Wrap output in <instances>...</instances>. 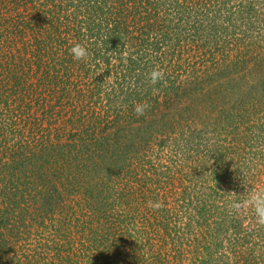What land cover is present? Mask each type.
<instances>
[{"label":"rangeland","instance_id":"1","mask_svg":"<svg viewBox=\"0 0 264 264\" xmlns=\"http://www.w3.org/2000/svg\"><path fill=\"white\" fill-rule=\"evenodd\" d=\"M50 1L45 17L46 0H0V112L2 100L21 97L7 91L24 81L12 57L34 66L35 29L27 32L43 24L62 47L55 63H66L67 81L33 78L37 93L28 89L27 101L49 98L52 109H37V117L90 135L60 150L58 168L36 154L0 167V264H240L259 255L262 239L243 237L264 236L244 203L264 189V44L246 47L239 35L253 22L249 36L264 38V0H103L128 27L114 41L121 51L98 30L94 42L84 40L92 45L87 58L69 61L64 51L80 41L68 21L80 0ZM146 40L139 68H150L148 86L128 106L115 88L133 79L117 81V65L143 57ZM154 69L163 74L155 84ZM245 178L255 186L247 198Z\"/></svg>","mask_w":264,"mask_h":264},{"label":"trees","instance_id":"2","mask_svg":"<svg viewBox=\"0 0 264 264\" xmlns=\"http://www.w3.org/2000/svg\"><path fill=\"white\" fill-rule=\"evenodd\" d=\"M49 1L50 0H46L44 6L42 7V11L44 12L45 17H49L47 16L46 13L50 14V9H48V7L45 8V6L49 4ZM33 2L35 4V1ZM79 2H80V5H78L79 10L75 9L73 17L70 14V18L68 21L70 22V30L74 31V34H71V38L77 36L76 37L77 41L79 40L80 42H82L81 44L84 45L87 48V50H89V46H91L92 48V45L87 42H91V43L94 42V40H92V37L94 38L95 36H97L96 34L97 31L99 30L101 34L100 38L101 40L105 41V44H107L108 41H112L115 47H117L121 51V47H119V45H117L116 42L114 41H116L117 38H119V34L122 32V30L127 31L128 27L125 26L124 22H122L120 19L117 18V15L120 16L119 9H114V7H112V10L106 8L107 6L104 4L105 1L103 0H80ZM82 2L84 3V5H82ZM50 3H52V0L50 1ZM143 8L147 9L146 6H143ZM243 8L244 7L242 6V9ZM93 14L98 15V18H93L91 16ZM144 16L147 18V13L144 14ZM45 17L41 19H37V16H34V20L36 23L38 21H41L44 24H48L45 20H43L45 19ZM111 20L113 25H110ZM244 20H246L245 17ZM28 21H25V26L27 25ZM109 25L111 26L109 27L111 29H108ZM37 27H38L37 24L35 27L33 25H29L30 30L27 32V35L29 33L33 34L35 29L33 36L36 38L32 40V46L34 47V52L32 53V57H33L32 60L34 61V66L33 64L25 65V62L28 60V57L18 59V57L12 55L13 56L12 58L19 61V62L17 61L18 63L17 62L15 63V65H17L16 71L19 73V77L23 78L24 81L22 83L15 81L14 85L9 83L10 85L7 86L8 92H14L17 95L21 96L20 98L18 97V101L13 99L11 100L12 103H9V99H8L9 97L7 98L8 100L1 101L3 103L2 106H4L5 108H4V112L2 111L0 112V167L8 166L10 163L17 164V162L20 161L21 159L29 158V155L36 154L37 159H44V160L46 159V165H48L52 169L58 168L56 165L57 163L56 159H58L59 157L58 155H61L62 158V154L60 150H62L67 146L69 148L75 147V145L77 146L78 143V141H76L75 143L76 138L80 137V140L84 138L87 139L88 138L87 135H90L88 134V129L76 130V127H74V125L72 126L66 125L63 123V121H62V124H64L63 127H59L58 125H61V122L59 121L58 118L51 119L46 117L44 118L39 116L37 117L35 115L37 109H41V108H45V110L46 108L52 109L54 103L52 104L49 98L47 97L41 98V102H40L41 105L37 103L38 106L36 105V102L30 104L29 101H27L28 89H32L31 91L35 90V93H37V88L35 87V85L32 84V81H30L33 78H37L39 80L41 79V81L44 83L46 81L43 80L44 78H51V77H56V79H58L59 83L61 84L67 81V79L63 77L60 71L61 68L63 69L65 68L64 66L66 65V63L61 66H57V64L55 63V61H61L62 59L60 56V52H61L60 48L62 47L56 42V40L50 39L51 35L49 34L48 29L45 26H43V24H41V26L38 27L39 30L36 29ZM253 28H254L253 22H250V24H247L246 26L245 24H243V29L241 30L242 34L239 35L240 44L246 47L252 46L251 43L255 45V42H258L259 44L262 45L264 44L263 36H262L263 41L261 37L259 38V40H257L258 38H255L253 33L252 35L249 36V31H252ZM47 33L49 34V36ZM84 40L87 41L85 44H84ZM146 41L147 43L143 47V51H144L142 55L143 57L131 58L129 59V62L127 64L117 65L119 66L117 69H120V71H116L117 81L119 82L125 81L126 83L127 80H129L130 78L133 79V82L128 86L124 87L123 85L120 84V87L115 88L116 89L115 94L120 93L124 95V99L120 96V101H126L128 103V106H130V104H132L134 101H138L137 98H141L140 92L142 91V89L146 90V87L148 86V82L144 80L146 77L145 76L146 72H144V69L146 68L148 70L150 68L149 67L139 68V66H142L144 64L142 59L144 58L145 54H147V51H145L147 48V44H150L152 42L149 40ZM68 46L70 48L73 46V44H71V41L68 44ZM27 51H25L24 55H27L28 53ZM64 58L65 61L67 60L69 61L70 59H73L70 50L64 51ZM13 67L14 68L10 67V69H15V66ZM66 69L69 75H71L69 66ZM140 70L143 71L144 73L140 72ZM8 72L10 71L8 70ZM74 85L76 86L75 83ZM75 86L71 88H74ZM31 105H35L34 109L33 107H31L30 112H25L24 108L26 106H31ZM61 110L63 109L61 108ZM43 119L47 120L46 123L48 122L50 128L46 127L45 125L46 123L43 122ZM54 122H57V125L53 129L52 133H49L51 129V125H53ZM66 122H71L73 124L76 123L90 124L89 122H85V121L80 122L73 118L70 120V117L66 118ZM7 155H9V157ZM52 155L54 156L53 160L51 159ZM3 157H5L6 161L9 162L8 164L5 161H2ZM11 174H14V172H12ZM34 176L35 175H33V177ZM19 178L20 177L18 178L14 177L13 179L16 180L13 181V184L16 185ZM242 184H244L243 186L247 190L246 193H243V195L245 196V198H247L248 191H251L253 188H255V186L254 184L251 183V180L248 178H245V181L244 182L242 181ZM242 198L244 197L242 196ZM238 235H240V233H238ZM257 236H259L262 239V241L259 244L262 249L260 250L262 253L264 251L263 250L264 236L261 235V230L256 231V234L255 233L253 234L252 232L248 234L246 232L243 238L246 239L248 243H250V240L252 239L254 240V238H256ZM55 252H57V255ZM241 252L244 251L236 252L235 254H233L234 257L240 256ZM261 253H259V255L252 253L248 256L246 254L245 255L246 258L240 264H264V256L263 258H261L260 256ZM52 256H54L55 258L56 256H59V258L61 259L60 253H58V249L57 251H54ZM121 260L125 263L123 258ZM61 262L62 259L60 260V263ZM85 262L87 261L78 262V264H85ZM92 262H95V260H93ZM32 263L34 264V261H32ZM75 264H77V262Z\"/></svg>","mask_w":264,"mask_h":264},{"label":"clouds","instance_id":"3","mask_svg":"<svg viewBox=\"0 0 264 264\" xmlns=\"http://www.w3.org/2000/svg\"><path fill=\"white\" fill-rule=\"evenodd\" d=\"M70 53L72 54L74 60H83L88 56L87 48L81 43L74 44L70 49ZM150 76L153 84L163 78L162 72L155 69L150 73ZM145 107L146 105L136 107V114L143 115ZM244 203L254 209L255 214L258 217V222L264 224V189L253 192L250 195V198ZM233 207L239 209L240 205L234 204Z\"/></svg>","mask_w":264,"mask_h":264}]
</instances>
